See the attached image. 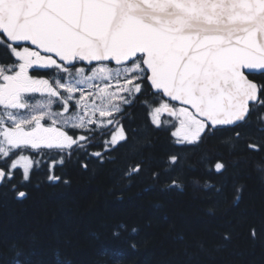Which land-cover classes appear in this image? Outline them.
Segmentation results:
<instances>
[{
  "label": "snow or ice",
  "instance_id": "snow-or-ice-1",
  "mask_svg": "<svg viewBox=\"0 0 264 264\" xmlns=\"http://www.w3.org/2000/svg\"><path fill=\"white\" fill-rule=\"evenodd\" d=\"M137 105L174 144L228 134L227 146L264 152V0H0V188L26 198L51 150L53 167L110 159ZM179 161L160 167L170 175ZM201 162L209 176L226 168L210 154Z\"/></svg>",
  "mask_w": 264,
  "mask_h": 264
},
{
  "label": "trees",
  "instance_id": "trees-1",
  "mask_svg": "<svg viewBox=\"0 0 264 264\" xmlns=\"http://www.w3.org/2000/svg\"><path fill=\"white\" fill-rule=\"evenodd\" d=\"M138 123L110 159H90L87 169L65 160L59 181L40 169L24 199L0 188V264H264V152L229 147L228 134L177 145L145 127L144 115ZM173 154L180 170L165 175L160 163ZM209 154L226 165L222 173L207 175ZM131 160L145 163L129 177Z\"/></svg>",
  "mask_w": 264,
  "mask_h": 264
},
{
  "label": "flooded vegetation",
  "instance_id": "flooded-vegetation-1",
  "mask_svg": "<svg viewBox=\"0 0 264 264\" xmlns=\"http://www.w3.org/2000/svg\"><path fill=\"white\" fill-rule=\"evenodd\" d=\"M143 115H144V111H143V107L141 105H137L136 108H133L131 110V112L129 113V119H128V122L127 123L129 125V127L131 128L132 132L133 131L135 132V127H138V124H139L138 123V117L139 116H143ZM129 134L130 133H128V135ZM43 151H49V150H43ZM91 151H103V149L102 148H92ZM51 152H52V155H50V156H41L40 157V159H43L45 161V164L47 166H45V164H41L39 166V168L41 170L43 168H46L47 171H48V175H55L56 167L59 166V165H61V164L57 163L54 167L51 165L50 161L54 158L55 150H51ZM24 154H28L30 156H34L35 155L34 153H31L30 151H25ZM112 154L114 155L115 154V151H113ZM71 159L73 160V159H78V158L77 157H72ZM90 159H99V158L98 157H95V156H92V157H90ZM66 160H70V159H66ZM35 169H36V165L34 164L33 165V170H35ZM20 171H22V170L17 169V172H20ZM30 177H31V174H30Z\"/></svg>",
  "mask_w": 264,
  "mask_h": 264
},
{
  "label": "water",
  "instance_id": "water-1",
  "mask_svg": "<svg viewBox=\"0 0 264 264\" xmlns=\"http://www.w3.org/2000/svg\"><path fill=\"white\" fill-rule=\"evenodd\" d=\"M175 103V102H174Z\"/></svg>",
  "mask_w": 264,
  "mask_h": 264
}]
</instances>
